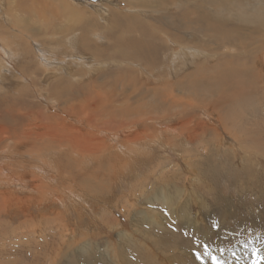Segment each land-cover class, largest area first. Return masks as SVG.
<instances>
[{
    "label": "rangeland",
    "instance_id": "rangeland-1",
    "mask_svg": "<svg viewBox=\"0 0 264 264\" xmlns=\"http://www.w3.org/2000/svg\"><path fill=\"white\" fill-rule=\"evenodd\" d=\"M16 1L0 0V13H4L13 7ZM23 1L34 8L43 3L41 0ZM257 1L264 3V0ZM44 3L46 5V18L41 20L36 15L30 17L28 13H16L20 18L22 16L21 20L24 19L29 29L33 30V43L29 42L28 46L22 43L20 49V42L13 40L11 36L15 33L14 31H11L9 27H5L3 32L0 31V33L6 35L0 34L2 39H0V96L6 95L3 99L0 97V102L4 103H0V117L3 115L0 119V130L3 131L0 132V140L3 139L0 141V213L3 212L0 214V235H2L0 237L2 241H0V246H2L0 247V264H72L74 262H76L74 264H264V134H262L264 132V50L254 55L257 57V61L255 60L254 64L256 66L253 64L252 70H254V73L259 74H254L256 85L247 80L249 87H245V94L241 96L239 95L238 78L235 75L238 69L236 59H220L216 64L217 67H211L219 57L215 53H211L215 47L214 45L217 46V44L211 43V40L207 38L208 27L206 26L208 22L204 20L197 21L195 17L191 16L186 23L190 24V26L187 25L190 32H199L197 39L193 41L191 37L183 36L179 37L178 40L180 44L191 46L193 50L189 49L182 52L181 54L185 55H182L183 58H180L177 64L173 63V58L168 56V53L158 52V55L167 58V61L161 59L159 61L160 66L155 69L156 71H154V68L157 64L152 56L145 58L142 53L141 46L144 43L130 41L132 34H129L130 38L127 35H121L122 42L129 41L130 44L124 48L125 51L132 53L137 50L136 58L138 60L132 61L137 63L139 68L133 66L131 67L132 71L142 70L144 73H149L139 76L133 71L136 81L147 80L150 74H167L170 67L173 68L174 66L177 72L172 76L171 82H151L144 85V87L141 86L143 87L142 91H133L132 99L134 95L142 94L144 100L142 108L145 113L154 104L151 106V113L136 116L139 119L149 118V120L130 128L134 122L133 120L126 126L127 129H120L117 135L111 136L112 138H109V136L115 132H98L97 137L101 138L104 143L113 145L111 153L103 151L97 155L98 153H93L92 149L87 148L88 153H84V155L88 156L85 157L81 152L72 150L73 153H71L72 151L60 149L55 146V142H51L48 132L53 129V132H57L59 129L61 135L64 134L63 137H69L71 129H68V126L76 127L77 130L73 131L76 138L73 139L78 143L87 140L82 137L81 132L87 133V135L89 132L92 136H96L95 132L97 130H94L96 127L86 124L88 121L87 112L77 120L76 118L67 117L63 104L60 101L54 102L48 91V84L50 82L54 84L56 78L60 79L56 70L62 69L65 72V74L63 72V75L69 76L75 71L82 73L90 65L94 67V76H92L94 79L99 80L101 75H104L105 77L101 80L107 81V72L112 75L121 73L116 67L121 61L117 60L115 64L110 65V60L108 61L105 56H94L80 51L78 47L80 45L79 36L77 38L71 37L75 32H78L76 30L81 24L80 20L74 24L67 21L66 16L69 11L67 7L62 5L67 4L71 5L74 10L75 8L78 9L86 20L89 18L99 23H107L110 9L122 12L127 9V1L45 0ZM130 9L131 13H139L140 17L154 15L148 8L131 7ZM147 10L150 12H147ZM220 13L222 12L220 11ZM98 14L102 16L101 21L96 20ZM15 19L21 21L17 17ZM1 21H3L2 16L0 17V25H3L4 23ZM45 21L47 25H45ZM20 24H22V21ZM247 29L251 28L242 27L239 33H247ZM38 30L45 37V41L48 37L47 43L39 38L41 33ZM256 30L255 33L258 36H263L262 29ZM248 35L250 34L248 33ZM52 38L55 40H51ZM262 39L254 43L252 48L264 46V40ZM77 40L78 42H76ZM54 41H60L61 48L46 45ZM93 42L97 45L101 43L104 46L109 45V47L107 46L108 54L119 52V48L110 45L112 41H99L93 38ZM203 42L206 46H201ZM65 46L68 48L69 55L65 54L67 49ZM74 47L76 48L74 49ZM149 48L152 51V47ZM221 50L229 51L232 54L237 52L233 48H223ZM81 57H89L92 61L85 64ZM44 58L47 60L46 62H43ZM121 59H125V57H121ZM242 59L240 56L238 61ZM183 64L186 67L181 68ZM229 65H231L230 68ZM121 66L126 67V64ZM152 71L155 73H152ZM42 73H49V75L44 78ZM187 73H193L194 76H197L198 73L199 77L212 78L201 81L196 77L199 82L211 86H175L176 82L174 81L176 79L181 80L182 83L186 82L185 75ZM20 74L24 76L29 74L30 78L27 76V78L24 77L21 80ZM79 81V84L83 85L82 87H88L90 84L88 79L80 78ZM235 82L237 83L235 84ZM147 89L150 90L147 91ZM192 89H198L196 90L198 93ZM229 92L234 96L229 95ZM156 93H164V98L160 97L158 99ZM218 96L220 98L223 96L226 99H218ZM81 98L84 99V97ZM17 99L28 103L29 105L23 104L24 107L26 104V108H29L27 105L31 106L33 104V107L29 108L33 112L39 110L41 115L47 114L42 116H45L44 119L46 117L48 119L46 118L40 124L41 126L37 127L41 134L46 133L45 137L42 136V141L46 145H43L42 141H38L35 150L13 147L19 141L18 134L26 131L24 127L25 117L19 113L21 106L17 103ZM212 100L214 101L212 102ZM8 103L12 107L7 106ZM218 106H220V109H218ZM221 107H225V109ZM5 110L8 114L5 113ZM10 113L13 117H10ZM18 115L22 116L23 120L20 116L17 117ZM56 115L63 118L60 119ZM239 117L241 118L239 119ZM13 118H16V120ZM120 118L121 116L116 117V119ZM4 119L7 125L3 121ZM56 119L60 124L57 123ZM123 119H126L127 122L131 118ZM49 121L54 122L53 124L57 123L59 126H52L53 124ZM240 121L245 122L241 123ZM40 122H37V125ZM48 122L50 125L46 124ZM253 124L256 125L254 130L252 129ZM231 126L234 129H230ZM236 126H238L237 129ZM55 127L58 129L55 130ZM42 128L46 130L44 131ZM63 129L68 130L63 132ZM241 129L247 130L243 131ZM191 132L192 135H190ZM247 132H249V135H247ZM139 133L140 135H138ZM245 133L246 135H244ZM202 134L204 138H202ZM256 134H259V136H256ZM92 136L88 135V138ZM190 136L193 139L196 138L193 140V144L188 141ZM89 142L88 140L85 144ZM118 143L120 147L117 148ZM164 145H167V147ZM124 147L128 149L138 148L139 150H136L138 155L146 154L143 161L136 159L132 163V165H136L139 162H145L142 167L127 166L125 169L124 159L121 162L109 160L110 157L115 156L125 158ZM76 152L77 154H75ZM197 152L199 156L193 157ZM201 154L204 155V160L198 159ZM42 158L46 160L44 159L43 162ZM86 158L87 160H85ZM66 159L70 161L68 162ZM191 159L193 162H191ZM198 161H203L200 163L201 167L200 164L198 165ZM86 164H89V166L87 167ZM122 166H124V169H121ZM194 166L206 176L212 174V178L200 177V171L197 172L198 170ZM95 167L101 171L97 173L98 175L93 176L91 171L96 169ZM240 167H244L243 170ZM153 168L156 170L155 174L151 173ZM35 173L36 175H34ZM66 174H75L78 178L75 179L76 181L70 180L69 177H65ZM175 174L178 176H175ZM9 178L11 179L9 180ZM79 178L95 179L96 183L93 190L83 186L79 182ZM16 179H19V181ZM67 186L70 188H67ZM194 186L197 189L199 188L198 190H201L206 197H199L202 194L195 191ZM214 196L222 197V201H213ZM199 199H206V202L200 203L198 202ZM11 200H13V203ZM18 202L19 204H17ZM19 206L21 207L18 209ZM129 206L132 208H129ZM125 212H128L129 215H126ZM210 214L211 217H208ZM44 216L45 220L43 221ZM26 218H30V220ZM18 224L20 225L16 226ZM37 233L39 234L37 235ZM3 237L5 238L3 239ZM11 240L13 242H10Z\"/></svg>",
    "mask_w": 264,
    "mask_h": 264
},
{
    "label": "bare ground",
    "instance_id": "bare-ground-1",
    "mask_svg": "<svg viewBox=\"0 0 264 264\" xmlns=\"http://www.w3.org/2000/svg\"><path fill=\"white\" fill-rule=\"evenodd\" d=\"M15 1V0H13ZM43 1V3L40 5L38 4L36 6V8H34L33 6L30 7L28 4H26L23 0H17L15 5L11 8H9L8 10H6V12L4 13H0V17L2 16L3 18V25H0V31L3 32L5 27H9L11 31H14L15 33H13L12 35L7 32V34L9 33V35H11L13 37V40H16L19 43V48L20 45L23 43V45H27L28 43L32 42L33 39V30L31 31L28 27V25L25 23V20H21V18L16 14V13H28L30 17H33V15H36L40 20L42 18H46L45 14H46V5L44 3L45 0H41ZM127 1V9L123 10L122 12L119 10H115V9H110V13H109V21L107 23H99L97 21L94 20H90L89 18L84 19L83 18V14L82 12H80L78 9L74 8L71 5H67V4H63L62 6L67 7L68 9V14L66 16V20L69 22H72L73 24L77 21L80 20V26L79 28L76 30L78 32H73L74 34L71 35V37L73 38H77V36H79L80 39V45L78 46L80 51H83V53L86 54H92L94 56H105L107 57L108 61L110 60V65L113 63L115 64L118 61H121V63H118V65L116 66L118 68V71H120V74H109V72H107V81L101 80V78L105 77L104 75H101V77L99 78V80L94 79L92 76H94V67L90 65V67L88 66L87 68L84 69V71L82 73H78V71L73 72L71 75L69 76H64L63 75V70H56V73L60 76L59 78L54 79V84H52V82H50L48 84V91L50 92V94L52 95V98L55 101H60L63 104V109L66 112L67 117H72V118H76L80 119L83 115L86 114V117L88 118V121L86 124L88 125H92L94 127H96L97 132H95L96 136H92V134L88 132V135L92 136L88 138L87 133L84 134L81 132V135L83 138L87 139L86 141H83V143H78L76 142V140H74L73 138H76L73 133V131H76L77 128L76 127H69L68 129H71L70 135L69 137H63V135H61L62 133L60 132V130L58 128L55 127V130L58 129L57 132H53L49 131L48 135L51 139V142H55V146L60 148V149H66L68 151H77V152H81L83 155L84 153H88L87 148L92 149L91 151L93 153H98L97 155L101 154L103 151L105 152H110L113 148V145L109 144V143H104L102 141L101 138L97 137L98 132H115L113 134H111L109 136V138L111 136H115L118 134V131L120 129H127V125L130 124V122H133L132 127L137 126V124L145 121V120H149V118L147 119H139L138 117L136 118V116H143L147 113H151V105L148 109V112L145 113V111L142 108V104L144 103L143 100V96L140 93L139 95H134L133 99H132V94L133 91H142L144 85L151 83V82H158V81H164V82H171V78L172 76H174L177 72L176 67L174 66L173 68L170 67V70L167 74H150L149 77H147V80H135L134 77V73L136 75L141 76L142 74H149V73H144L142 70L141 71H137V70H133L131 69V67L133 66H137L139 68V65L135 62H133L132 60H138L136 58L137 55V50H134L132 53L129 51H125L124 48L127 47L129 44V41H127L126 43H123L122 40L120 39L121 35H127L128 38H130L129 34H132V37L129 39L130 41H139V43H144V45L141 46L142 49V53L144 54L145 58H149L152 56L153 60L156 62V67L154 68V71H156L155 69L157 67H159L160 63L159 61L161 59H164L165 62L167 61V58L164 57H160L158 55V52H162V53H168V56H171L173 58V63L177 64L178 60L180 58H183L182 55L185 54H181L182 52H186L189 49H191V46H187V45H183L179 43L178 38L179 37H191L193 41H195L198 37L199 32L198 31H189V27L190 24H187L186 21L191 17H195V19L197 21H206L208 22V25L206 27H208V31H207V38L209 40H211V43H216V45H214L215 47L213 48V50L211 51V53H215V55H217L219 57L218 60H216V62H214L212 64V68H214L216 66V64L220 61V59H224V58H233L237 60V64H238V69L237 72L235 73L236 77L238 78V82H239V95L244 96L245 94V87H249L248 83L246 82L247 80H249V82L251 84H255L254 83V74H256V72L254 73L252 70L253 64L256 60L257 57H255L254 55L259 54L262 52V50H264V46H258L256 48H252V45L258 41H260L262 38V40H264V33L263 36H258L255 32L257 31L256 29H262L264 32V17H263V13H264V3L260 1V3L257 0H126ZM131 7H143V8H148V10L152 11L154 15H147L145 17H140V15L131 13ZM137 9V8H136ZM135 10V8H134ZM139 10V9H138ZM142 10V8H141ZM144 10V9H143ZM147 12H150L148 11ZM137 11V10H136ZM135 11V12H136ZM220 11L222 13H220ZM133 12V11H132ZM138 12V11H137ZM37 13V14H36ZM143 14V13H142ZM22 15V14H20ZM19 18L22 21L15 19V17ZM34 16V17H36ZM26 17V16H25ZM23 17V18H25ZM37 18V19H38ZM102 16L101 15H97L96 20H100L101 21ZM33 19V18H32ZM10 20V21H9ZM7 21V22H6ZM105 21V20H104ZM103 21V22H104ZM40 23V22H39ZM45 25L46 21L44 22ZM36 24V23H35ZM38 25V24H37ZM188 25V26H187ZM39 26V25H38ZM76 26V25H75ZM31 27V26H30ZM242 27H246V28H251V29H247V33H239L240 32V28ZM8 29V28H7ZM72 29V28H71ZM74 29V28H73ZM65 30V28H64ZM204 30V28H203ZM5 31V30H4ZM38 32L41 33L40 30H38ZM44 32V31H43ZM193 32H197V33H193ZM205 32V31H204ZM37 33V31H36ZM45 33V32H44ZM248 33L250 35H248ZM3 34V33H0ZM5 35V34H3ZM134 35V36H133ZM6 36V35H5ZM126 37V36H124ZM39 38L41 40H43L44 42L47 43L48 41V37L46 38L45 41V37H43L42 33L39 35ZM93 38H95V40H99V41H112V43L110 45H115V48H119V52L118 53H114L113 54H108L107 53V46L109 47V45L104 46L103 43L97 45L94 44L93 42ZM1 39V38H0ZM10 39V38H9ZM2 40V39H1ZM51 40H55V39H51ZM11 41V40H10ZM15 41V42H16ZM34 41V40H33ZM7 42V41H5ZM64 42V41H63ZM78 42V40L76 41ZM210 42V41H209ZM11 43V42H10ZM210 43V44H211ZM14 44V43H13ZM64 44V43H63ZM132 44V43H131ZM33 45V44H32ZM46 45H50V46H54L57 48H61L60 46V41L59 42H52L51 44H46ZM75 45V44H74ZM34 46V45H33ZM76 46V45H75ZM152 47V51L149 47ZM201 46H206L205 42H203L201 44ZM226 46H230V47H226ZM1 47H3V45H1ZM14 47V46H11ZM17 47V46H16ZM15 47V48H16ZM64 47V46H63ZM66 47V46H65ZM176 47V48H175ZM56 48V49H57ZM67 48V47H66ZM76 47H74L75 49ZM223 48H230V49H235L237 52L235 54H232L231 52H225L221 49ZM21 49V48H20ZM55 49V50H56ZM78 49V51H79ZM178 49V50H177ZM61 50V49H60ZM193 50V49H191ZM204 50V49H203ZM206 50V49H205ZM58 51V50H57ZM76 51V50H75ZM202 52V51H201ZM68 48L65 51V54H68ZM198 53V52H197ZM72 54V52H71ZM77 54V53H76ZM80 54V53H79ZM69 55V54H68ZM264 55V54H263ZM201 56V55H200ZM240 56L243 58L242 60L238 61V59L240 58ZM121 57H125V59H121ZM186 58V57H185ZM24 59V58H23ZM81 59L84 61V63L86 64L89 61H92L89 59V57H81ZM205 59V58H204ZM81 60V61H82ZM27 61V60H26ZM47 60L44 58L43 62H46ZM82 61V62H83ZM100 61V60H98ZM223 61V60H222ZM257 61V60H256ZM25 62V61H24ZM41 62V61H40ZM212 62V61H211ZM225 62V61H224ZM227 62V61H226ZM26 63V62H25ZM164 63V62H162ZM161 63V64H162ZM204 63V62H203ZM209 63V61H208ZM223 63V62H222ZM259 63V62H258ZM257 63V64H258ZM47 64V63H46ZM81 64V62H80ZM122 64H126V67L121 66ZM168 64V63H166ZM170 64V63H169ZM188 64V63H187ZM231 64V63H229ZM236 64V63H235ZM251 64V65H249ZM262 64V63H261ZM93 65V64H92ZM105 65V64H104ZM202 65V64H201ZM209 65V64H208ZM255 65V64H254ZM260 65V63H259ZM101 66V65H100ZM129 66V67H128ZM170 66V65H169ZM168 66V69H169ZM186 67V65H182V67ZM222 66V65H221ZM225 66V65H224ZM228 66V65H227ZM231 65H229L230 68ZM256 66V65H255ZM180 67V66H178ZM197 67V66H196ZM199 67V66H198ZM217 67V66H216ZM235 67V66H234ZM30 68V67H28ZM77 68V66H76ZM83 68V67H82ZM224 68V67H223ZM31 69V68H30ZM47 69V68H46ZM97 69V68H96ZM113 69V68H111ZM110 69V70H111ZM165 69V68H162ZM28 70V69H26ZM33 70V69H32ZM180 70V69H179ZM178 70V71H179ZM206 70V69H205ZM217 71V69H215ZM222 70V69H221ZM220 70V71H221ZM224 70V69H223ZM256 70V69H255ZM160 71V70H159ZM157 71V72H159ZM162 71V70H161ZM202 71V70H201ZM17 72V71H16ZM19 72V71H18ZM21 72V71H20ZM44 72V71H43ZM213 72V71H212ZM68 73V72H67ZM152 73H155L152 71ZM211 73V72H209ZM214 73V72H213ZM218 73V72H217ZM229 73V72H228ZM259 73V72H258ZM3 74V73H2ZM65 74V72H64ZM193 74V73H192ZM191 73H187L185 75V81L186 82H181V80H175V86L181 85V86H211V85H207L206 83H202L199 82L198 80H196V77H198L197 79L201 80V81H206V80H210L212 78H204V77H199L198 73L197 76L192 75ZM195 74V73H194ZM204 74V72H203ZM219 74V73H218ZM232 74V73H231ZM21 75V80L25 78H27V76L29 77V74H27V76H24L22 74ZM49 73H42V76L45 78L46 76H48ZM207 75V74H206ZM259 75V74H256ZM201 76V74H200ZM264 76V75H263ZM207 77V76H206ZM213 77V76H212ZM216 77V76H215ZM220 77V76H219ZM261 77V76H260ZM30 78V77H29ZM53 78V77H52ZM81 79H88L90 80V84L88 85V87H82L83 85L79 84V80ZM217 78V77H216ZM224 78V75H223ZM233 78V76H232ZM257 78V77H256ZM220 79V78H219ZM222 79V78H221ZM220 79V80H221ZM234 79L236 80V78L234 77ZM262 79V78H261ZM219 80V81H220ZM230 80V79H229ZM53 81V80H52ZM226 81V80H225ZM233 81V79H232ZM231 82V81H230ZM256 82V81H255ZM263 82V81H262ZM233 83V82H232ZM237 82H235L236 84ZM51 84V86H50ZM250 84V85H251ZM225 85V82H224ZM234 85V84H232ZM231 85V86H232ZM256 85V84H255ZM261 85V83H260ZM35 86V85H34ZM133 86V87H132ZM143 86V87H141ZM218 86V85H217ZM221 86V85H219ZM235 86V85H234ZM36 87V86H35ZM190 87V88H191ZM216 87V86H215ZM237 87V86H236ZM235 87V88H236ZM257 87V86H254ZM130 88V89H129ZM231 88V87H230ZM234 89V87H232ZM259 88V87H257ZM5 89V88H4ZM12 88H10L11 90ZM203 89V88H202ZM205 89V88H204ZM226 89V88H225ZM228 89V88H227ZM252 89V87H251ZM255 89V88H254ZM6 90V89H5ZM150 89H147V91ZM187 90H189V88H187ZM194 92L198 93L196 90L198 89H192ZM201 90V89H200ZM216 90V89H215ZM222 90V89H221ZM224 90V89H223ZM222 90V91H223ZM236 90V89H235ZM13 91V89H12ZM202 91V90H201ZM205 91H207L205 89ZM204 91V92H205ZM209 91V90H208ZM238 91V90H236ZM235 91V92H236ZM29 92V91H28ZM213 93V91H211ZM209 92V93H211ZM216 92V91H215ZM214 92V93H215ZM2 93V92H1ZM4 93V92H3ZM211 93V94H212ZM234 93V92H233ZM247 93V92H246ZM249 93V92H248ZM216 94V93H215ZM218 94V93H217ZM225 94V93H223ZM229 95L230 92L228 93ZM41 95V94H40ZM47 95V94H46ZM158 99H160V97H163L164 93H156L155 94ZM167 95V94H166ZM227 95V94H226ZM6 96V95H5ZM5 96H0L1 99H3V97ZM10 96V95H9ZM49 96V95H48ZM65 96V97H64ZM208 96V95H207ZM211 96V95H210ZM215 96V95H214ZM231 96H234L233 94ZM238 96V95H237ZM246 96V95H245ZM47 97V96H46ZM64 97V98H62ZM81 97H84V99H82ZM168 97V96H167ZM219 97V96H218ZM248 97V95H247ZM7 98V97H6ZM5 98V99H6ZM11 98V97H10ZM43 98V97H42ZM164 98V97H163ZM187 98V97H186ZM201 98V97H200ZM203 98V97H202ZM201 98V99H202ZM217 98V97H215ZM229 98V97H228ZM231 98V97H230ZM238 98V97H237ZM246 98V97H245ZM4 99V100H5ZM30 99V98H29ZM171 99V98H170ZM218 99H224L223 96H221V98L219 97ZM226 99V98H225ZM224 99V100H225ZM2 100V101H4ZM45 100V99H44ZM167 100V99H165ZM198 100V99H197ZM200 100V99H199ZM1 101V100H0ZM8 101V100H7ZM6 101V102H7ZM10 101V100H9ZM8 101V102H9ZM39 101V100H38ZM50 101V100H49ZM159 101V100H158ZM186 101V100H185ZM191 101V100H190ZM206 101V100H205ZM214 100H212L213 102ZM260 101V100H259ZM5 102V101H4ZM12 102V101H11ZM10 102V103H11ZM148 102V101H147ZM151 102V101H150ZM153 102V101H152ZM199 102V101H198ZM236 102V101H235ZM3 103V102H0ZM16 103V102H14ZM17 103L21 106L19 109V113H21L24 117V127L26 128V131L23 133L18 134L19 137V141L17 142V144H15L13 147L16 149H24V150H35L36 147V142L38 141H42V136L45 137L46 133L43 132V134H41V132L39 130H37V127H39L40 124H42L44 122V117L42 115L46 114H42L39 110V112H33L32 109H29L30 107H33V104L31 106H28L29 104L26 102H22L20 100L17 99ZM16 103V104H17ZM24 103L28 104L26 108V104L24 107ZM39 103V102H37ZM149 103V102H148ZM211 103V102H208ZM240 103V102H239ZM238 103V104H239ZM4 104V103H3ZM47 104V103H45ZM198 104V103H197ZM206 104V103H205ZM222 104H224L222 102ZM242 104V103H241ZM10 104L8 103L7 106H9ZM13 105V104H12ZM39 105V104H38ZM157 105V104H156ZM211 105V104H210ZM219 105V104H218ZM225 105V104H224ZM256 105V104H255ZM6 106V103H5ZM11 106V105H10ZM9 106V107H10ZM14 106V105H13ZM53 106V105H52ZM147 106V105H146ZM163 106V105H162ZM180 106V105H179ZM187 106V105H186ZM190 106V105H189ZM222 106V105H221ZM230 106V105H229ZM8 107V108H9ZM12 107V106H11ZM17 108V106H15ZM178 107V106H177ZM192 107V106H191ZM216 107V106H215ZM219 107V108H218ZM217 108L220 109V106H218ZM36 108V107H35ZM38 108V107H37ZM222 108V107H221ZM234 108V107H233ZM162 109V108H160ZM159 109V110H160ZM164 109V107H163ZM170 109V108H169ZM196 109V108H195ZM205 109V108H204ZM214 109V108H213ZM222 109H225L222 108ZM230 109V108H229ZM238 109V108H237ZM236 109V110H237ZM1 110V109H0ZM17 110V109H16ZM146 110V109H145ZM184 110V109H183ZM197 110V109H196ZM201 110V109H200ZM240 111V109H238ZM3 111V110H2ZM82 111V112H81ZM165 111V110H164ZM222 111V110H221ZM11 112V111H10ZM12 112H14L12 110ZM16 112V111H15ZM154 112V111H153ZM180 112V111H179ZM207 112V110H206ZM211 112V111H210ZM226 112V110H225ZM231 112V111H230ZM234 112V111H233ZM248 112V111H247ZM246 112V113H247ZM5 113L6 110H5ZM39 113V114H38ZM160 113V112H159ZM186 113V112H185ZM199 113V112H198ZM227 113V112H226ZM232 113V112H231ZM240 113V112H237ZM1 114V112H0ZM3 114V113H2ZM8 114V113H7ZM7 114H4L5 116ZM153 114V113H152ZM189 114V113H186ZM192 114V113H191ZM200 114V113H199ZM224 114V112H223ZM229 114V113H227ZM226 114V115H227ZM242 114V112H241ZM248 114V113H247ZM262 114V113H261ZM11 115V113H10ZM47 115V114H46ZM51 115V114H49ZM195 116V114H193ZM225 115V116H226ZM244 115V113H243ZM20 115H18L17 117H19ZM57 116V115H56ZM59 116V115H58ZM57 116V117H58ZM117 116H121L120 119H116ZM160 116V115H159ZM230 116V115H229ZM242 116V115H241ZM246 116V115H245ZM255 116V115H254ZM3 117V115L1 116ZM0 117V119H1ZM10 117H13L12 115ZM9 117V118H10ZM16 117V116H15ZM21 119L23 120V117L20 116ZM185 117V116H184ZM232 117V116H231ZM236 117V116H235ZM238 117V116H237ZM52 118V117H51ZM60 119H62L63 117H58ZM123 118H131L129 119L127 122L125 121L126 119ZM179 118V117H177ZM191 118V116H190ZM195 118V117H194ZM209 118V117H208ZM241 117H239L240 119ZM246 119V117H244ZM14 120H16V118H13ZM19 119V118H18ZM20 119V120H21ZM48 119V118H47ZM50 119V118H49ZM249 119V118H248ZM12 120V119H11ZM57 120V119H56ZM243 120V119H241ZM4 122L6 121L5 119L3 120ZM41 121V122H40ZM60 121V120H59ZM65 121V120H64ZM229 121V120H227ZM232 121V119H231ZM238 121V120H237ZM248 121V120H247ZM37 122H40L37 125ZM51 122V121H49ZM46 123L49 124L50 123ZM54 122H56L54 120ZM53 122V123H54ZM241 122V121H240ZM245 122V121H243ZM241 122V123H243ZM1 123V122H0ZM19 123V122H18ZM52 123V122H51ZM52 123V124H53ZM57 123L60 124L57 120ZM53 124L54 125H57ZM67 123V122H66ZM204 123V122H203ZM3 124V123H2ZM6 124V122H5ZM45 124V123H44ZM43 124V125H44ZM232 124V123H231ZM234 124V123H233ZM245 124V123H244ZM256 124V123H255ZM7 125V124H6ZM22 125V124H21ZM42 125V126H43ZM68 125V124H67ZM73 125V124H72ZM239 125V124H238ZM251 125V124H250ZM41 126V125H40ZM47 126V125H46ZM59 126V125H57ZM91 126V127H92ZM230 126V125H229ZM235 126V125H233ZM247 126V125H246ZM254 126V124H253ZM23 127V126H22ZM44 127V126H43ZM61 127V126H60ZM225 127V126H224ZM232 127V126H231ZM238 126H236L235 128L237 129ZM240 127V126H239ZM13 128V127H12ZM19 127L17 126V129ZM25 128H23L25 130ZM50 128V127H49ZM66 128V127H65ZM129 128V129H130ZM201 128V127H200ZM230 128V127H229ZM256 128V125L254 127H252V129L254 130ZM3 129V128H1ZM14 129V128H13ZM43 129V128H42ZM62 129V128H61ZM68 129H63L61 131L65 132V130L67 131ZM230 129H234L233 127ZM251 129V130H252ZM44 130V129H43ZM46 130V129H45ZM44 130V131H45ZM200 130V129H199ZM202 130V129H201ZM243 130V129H241ZM247 130V129H245ZM243 130V131H245ZM203 131V130H202ZM229 131V130H228ZM240 131V130H239ZM258 132V130H256ZM0 132H3L0 130ZM5 132V131H4ZM8 132V131H7ZM69 132V131H68ZM230 132V131H229ZM237 132V131H236ZM80 133V131H79ZM197 133V132H196ZM195 133V134H196ZM232 133V132H231ZM235 133V132H234ZM243 133V132H242ZM249 132H247V135ZM259 133H261V131H259ZM5 134V133H4ZM193 133L191 132L190 135H192ZM255 134V133H254ZM264 134V132L262 133ZM66 135V134H65ZM140 135V133L138 134ZM246 135V133L244 134ZM253 135V134H252ZM261 135V134H260ZM198 136V135H197ZM200 136V135H199ZM203 136V134H202ZM256 136H259V134ZM24 137V138H22ZM118 137V136H117ZM150 138H152L151 135H149ZM251 137V136H250ZM112 138V137H111ZM116 138V137H115ZM114 138V139H115ZM167 137L165 136V139ZM201 138V137H200ZM204 138V136L202 137ZM249 138V137H248ZM252 138V137H251ZM255 138V137H254ZM153 139V138H152ZM196 139V138H194ZM191 136L188 137V141L190 143H194V140ZM240 139V138H239ZM3 140V139H2ZM0 140V141H2ZM49 140V139H48ZM82 140V139H80ZM90 141L89 143L85 144L87 141ZM205 140V139H204ZM113 141V140H112ZM153 141V140H152ZM151 141V142H152ZM256 141V140H254ZM49 143V142H48ZM43 145H46L45 142L42 141ZM116 144V143H115ZM219 145V144H218ZM243 145V144H242ZM118 146L120 147V144H117V148ZM167 147V145H164ZM222 146V145H221ZM194 147V146H193ZM217 147V146H216ZM39 148V147H38ZM36 148V149H38ZM114 148L116 149V146L114 145ZM220 148V147H219ZM124 151V157L122 156H115V157H110L109 160H115L117 162H121L122 159H124L125 161L123 162V165L125 166V169L127 168V166L131 167H142V165L145 163L143 162H139L136 165H132L133 162L136 161V159H139V161H143V159L146 157V154H141L138 155V152L136 150H139L138 148H132V149H128L125 148ZM225 149V148H224ZM38 151V150H37ZM42 151V150H41ZM73 151L71 153H73ZM74 151V152H75ZM87 151V152H86ZM119 151V150H118ZM220 151V150H219ZM242 151V150H241ZM40 152V151H39ZM77 152L75 154H77ZM201 152V151H200ZM222 152V151H221ZM220 152V153H221ZM68 153V152H67ZM91 153V152H90ZM111 153V152H110ZM40 154V153H39ZM64 154V153H62ZM69 154V153H68ZM205 154V153H204ZM58 155V154H57ZM70 155V154H69ZM251 155V154H250ZM1 156V155H0ZM52 156V155H51ZM77 156V155H76ZM85 156V155H84ZM88 156V155H87ZM85 156V157H87ZM199 156L198 152L193 156L196 157ZM192 157V158H193ZM208 157V156H207ZM6 158V157H5ZM83 158V157H81ZM43 159V158H42ZM45 159V158H44ZM43 159V162L46 160ZM187 159V158H186ZM196 159V158H195ZM199 160H204V155L201 154L200 158L198 157ZM19 160V159H18ZM68 160V159H66ZM84 160V159H83ZM87 160V158L85 159ZM159 160V159H158ZM15 161V160H14ZM17 161V160H16ZM49 161V159H48ZM70 160H68L69 162ZM80 161V160H79ZM90 161V160H88ZM123 161V160H122ZM195 161V160H194ZM42 162V161H41ZM67 162V163H68ZM77 162V161H75ZM191 162L192 159H191ZM190 162V164H191ZM199 162V161H198ZM203 162L200 161L198 163V165ZM244 162V160H243ZM86 163V162H85ZM212 163V162H211ZM57 164V163H56ZM78 164V163H77ZM170 164V163H169ZM168 164V165H169ZM207 164V163H206ZM35 165V164H34ZM111 165V164H110ZM194 165V164H193ZM86 166L88 167L89 164ZM84 166V167H86ZM108 166V164H107ZM205 166V164H204ZM258 166V165H257ZM2 167V166H1ZM58 167V165H57ZM70 167V166H69ZM74 167V166H73ZM199 167V166H198ZM201 167V164H200ZM37 168V167H36ZM96 168V167H95ZM113 168V167H112ZM133 168V167H132ZM192 168V166H191ZM190 168V169H191ZM194 168H196L194 166ZM241 168V167H240ZM244 168V167H243ZM243 168H241L243 170ZM71 169V168H70ZM121 169H124V166L121 167ZM193 169V168H192ZM191 169V170H192ZM197 169V168H196ZM201 169V168H200ZM163 170V169H162ZM198 170V169H197ZM237 170V169H236ZM245 170V169H244ZM260 170V168H259ZM17 171V170H16ZM101 171L99 168L93 169L92 175L96 176L98 175L97 173ZM132 171V170H131ZM150 171V170H149ZM148 171V172H149ZM155 169H151V173L155 174ZM159 171V170H158ZM196 171V170H194ZM200 170H198L197 172H199ZM251 171V170H250ZM263 171V170H262ZM67 172V171H66ZM161 172V171H160ZM68 173V172H67ZM74 173V172H72ZM158 173V172H157ZM156 173V176H157ZM234 173V172H233ZM257 173V172H256ZM78 174V172H77ZM109 174V173H108ZM148 174V173H147ZM167 175V173H165ZM178 174V173H177ZM177 174H175V176H178ZM192 174V173H190ZM9 175V174H8ZM36 175V173L34 174ZM33 175V176H34ZM81 175V174H80ZM127 175V174H126ZM180 175V174H179ZM7 176V175H6ZM10 176V175H9ZM13 176V175H12ZM23 176V175H22ZM151 176V175H150ZM162 176V175H161ZM199 176L200 177H205L206 174H204L202 171L199 172ZM65 177H69L70 180H75L76 178H78L77 176H75V174H66ZM172 177V176H170ZM219 177V176H218ZM227 177V176H226ZM230 177V176H229ZM17 178V177H16ZM25 178V177H24ZM27 178V177H26ZM155 178V177H154ZM179 178V177H177ZM176 178V179H177ZM183 178V177H182ZM193 178V177H192ZM206 178L210 179L212 178V174H207ZM235 178V177H234ZM11 178H9L10 180ZM80 179V180H79ZM79 182L85 186L87 189L89 190H93L95 179H89V178H79ZM164 179V178H163ZM2 180V179H1ZM17 180V179H16ZM23 180V179H22ZM150 180V179H149ZM199 180V179H198ZM201 180V178H200ZM8 181V180H7ZM19 181V179L17 180ZM27 181V179H26ZM76 181V180H75ZM151 181V180H150ZM155 181V180H154ZM1 182V181H0ZM179 182V181H177ZM197 182V181H196ZM3 183V182H2ZM15 183V182H14ZM25 183V182H24ZM172 183V182H170ZM18 184V183H17ZM143 184V183H142ZM152 184V183H151ZM174 184V183H173ZM21 185V184H20ZM176 185V184H175ZM174 185V186H175ZM36 186V185H35ZM34 186V187H35ZM46 186V185H45ZM49 186V185H48ZM47 186V187H48ZM149 186V184H148ZM158 186V185H157ZM42 187V186H41ZM66 187V186H64ZM156 187V185H155ZM154 187V188H155ZM187 187V186H184ZM19 188V187H18ZM39 188V187H38ZM37 188V189H38ZM43 188V187H42ZM49 188V187H48ZM67 188H70L67 186ZM145 188V187H144ZM35 189V188H34ZM40 189V188H39ZM44 189V188H43ZM146 189V188H145ZM156 189V188H155ZM183 189V188H182ZM195 191H197L200 195L199 197H203L205 198L206 196L204 195V193H202L201 190H198L195 186H194ZM36 190V189H35ZM45 190V189H44ZM53 190V189H52ZM58 190V189H57ZM67 190V189H66ZM70 190V189H69ZM11 191V190H10ZM28 191V190H27ZM30 191V190H29ZM54 192V191H51ZM56 192V191H55ZM58 192V191H57ZM62 192V191H61ZM6 193V192H4ZM26 193V192H25ZM31 193V192H30ZM1 194V192H0ZM38 194V193H37ZM72 194V193H71ZM26 197V196H25ZM81 197V196H80ZM32 198V197H31ZM44 198V197H43ZM76 198V197H73ZM78 198V197H77ZM6 199V198H5ZM16 199V198H14ZM13 199V200H14ZM19 199V198H18ZM24 199V198H23ZM22 199V200H23ZM79 199V198H78ZM222 197L219 196H214V200L213 201H222L221 200ZM11 200V202L13 201ZM73 200V199H72ZM81 200V199H80ZM65 201V200H64ZM82 201V200H81ZM25 202V201H24ZM198 202H206V199H199ZM197 202V203H198ZM13 203V202H12ZM15 203V202H14ZM19 204V202L17 203ZM16 204V206H18ZM15 205V204H14ZM52 205V204H51ZM132 205V204H131ZM21 206L17 207L18 209ZM23 207V206H22ZM27 207V206H26ZM53 207V206H52ZM62 207V206H61ZM11 208V207H10ZM28 208V207H27ZM26 208V209H27ZM129 208H132L131 206H129ZM17 209V210H18ZM61 209V208H59ZM121 210H124L122 208H120ZM203 209H205V207H203ZM10 210V209H9ZM2 211V210H1ZM25 211V210H24ZM10 212V211H9ZM15 212V211H14ZM3 213V212H2ZM0 213V214H2ZM22 213L24 214V212L22 211ZM126 215H129L128 212H125ZM12 214V213H11ZM14 214V213H13ZM22 214V215H23ZM26 214V213H25ZM15 215V214H14ZM18 215V214H17ZM28 215V214H27ZM1 216V215H0ZM79 216V215H78ZM12 217V215H11ZM28 217V216H27ZM208 217H211V214L208 215ZM45 216L43 217V221ZM19 219V218H18ZM27 220L30 218H26ZM25 219V220H26ZM102 219V218H101ZM24 220V219H23ZM22 220V221H23ZM9 221V220H8ZM21 221V222H22ZM42 221V220H41ZM42 221V222H43ZM105 221V220H104ZM25 222V221H24ZM27 222V221H26ZM11 223V222H10ZM23 223V222H22ZM5 224V223H4ZM7 224V223H6ZM29 224V223H28ZM20 224L16 225L19 226ZM25 225V224H24ZM32 225V224H30ZM6 226V225H5ZM24 227V226H23ZM79 228V227H78ZM13 229V228H12ZM21 230V229H20ZM4 233V232H3ZM2 233V234H3ZM8 234V232H7ZM39 233H37L38 235ZM43 234V233H42ZM46 234V232H45ZM30 235V233H29ZM5 236V235H4ZM40 236V235H39ZM46 236V235H45ZM48 236V235H47ZM56 236V235H55ZM0 237H2V235H0ZM14 237V235H13ZM5 237H3L4 239ZM37 238V237H35ZM51 238V237H50ZM57 238V236H56ZM2 239V240H3ZM9 239V237H8ZM48 239V238H47ZM55 239V238H52ZM24 240V239H21ZM44 240V239H43ZM1 241V240H0ZM18 241V240H16ZM2 242V241H1ZM10 242H13V240H11ZM15 242V241H14ZM29 242V241H28ZM31 244V243H30ZM64 245V243H63ZM62 245V246H63ZM2 247V246H0ZM220 247V246H219ZM42 248V246H41ZM213 254V253H212ZM216 254V253H215ZM68 255V254H66ZM82 256V255H81ZM63 257V256H62ZM69 257V256H68ZM71 257V256H70ZM61 258V257H59ZM72 258V257H71ZM70 258V259H71ZM8 259V258H7ZM50 259V258H49ZM80 259V257H79ZM84 259V258H83ZM57 260V259H56ZM69 260V258H68ZM3 261V260H2ZM86 261V259H85ZM51 262V261H50ZM71 262V261H70ZM55 263V262H53ZM72 263V262H71ZM76 263V262H74ZM72 263V264H74ZM84 263V262H83ZM89 263V262H88ZM52 264V263H50Z\"/></svg>",
    "mask_w": 264,
    "mask_h": 264
}]
</instances>
